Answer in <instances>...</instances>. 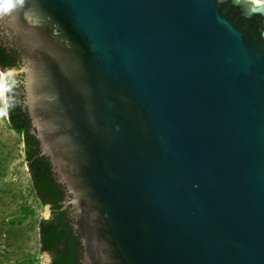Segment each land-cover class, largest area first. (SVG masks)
<instances>
[{
	"label": "water",
	"instance_id": "obj_1",
	"mask_svg": "<svg viewBox=\"0 0 264 264\" xmlns=\"http://www.w3.org/2000/svg\"><path fill=\"white\" fill-rule=\"evenodd\" d=\"M14 3L84 264H264V0Z\"/></svg>",
	"mask_w": 264,
	"mask_h": 264
},
{
	"label": "trees",
	"instance_id": "obj_2",
	"mask_svg": "<svg viewBox=\"0 0 264 264\" xmlns=\"http://www.w3.org/2000/svg\"><path fill=\"white\" fill-rule=\"evenodd\" d=\"M21 51L0 20V68H18ZM6 117L9 127L21 136L24 160L29 172L32 190L40 204L49 206V214L37 222L39 248L49 254L50 264H84V247L75 227L72 205L66 203L71 193L52 168L49 157L42 153L40 141L33 133L31 119L24 102L25 89L22 74H8L5 81ZM34 209L22 207V216Z\"/></svg>",
	"mask_w": 264,
	"mask_h": 264
},
{
	"label": "rangeland",
	"instance_id": "obj_3",
	"mask_svg": "<svg viewBox=\"0 0 264 264\" xmlns=\"http://www.w3.org/2000/svg\"><path fill=\"white\" fill-rule=\"evenodd\" d=\"M6 70L0 68V264H50L39 248L37 222L48 216L31 187L21 136L9 127L6 117ZM29 205L33 214L22 216Z\"/></svg>",
	"mask_w": 264,
	"mask_h": 264
},
{
	"label": "clouds",
	"instance_id": "obj_4",
	"mask_svg": "<svg viewBox=\"0 0 264 264\" xmlns=\"http://www.w3.org/2000/svg\"><path fill=\"white\" fill-rule=\"evenodd\" d=\"M14 7V0H0V12H8Z\"/></svg>",
	"mask_w": 264,
	"mask_h": 264
},
{
	"label": "snow or ice",
	"instance_id": "obj_5",
	"mask_svg": "<svg viewBox=\"0 0 264 264\" xmlns=\"http://www.w3.org/2000/svg\"><path fill=\"white\" fill-rule=\"evenodd\" d=\"M257 2H259V0H257Z\"/></svg>",
	"mask_w": 264,
	"mask_h": 264
}]
</instances>
